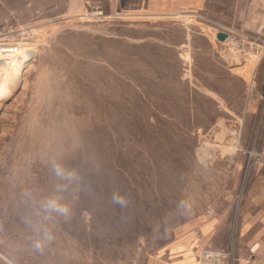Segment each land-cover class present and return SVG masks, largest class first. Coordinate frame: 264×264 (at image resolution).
Instances as JSON below:
<instances>
[{"label":"rangeland","instance_id":"374dc122","mask_svg":"<svg viewBox=\"0 0 264 264\" xmlns=\"http://www.w3.org/2000/svg\"><path fill=\"white\" fill-rule=\"evenodd\" d=\"M8 36L32 53L24 93L0 114V264H203L200 247L230 258L196 229L264 177V1L0 0ZM53 156L85 188L37 253L20 192L51 193Z\"/></svg>","mask_w":264,"mask_h":264},{"label":"clouds","instance_id":"9594fccd","mask_svg":"<svg viewBox=\"0 0 264 264\" xmlns=\"http://www.w3.org/2000/svg\"><path fill=\"white\" fill-rule=\"evenodd\" d=\"M47 166L55 179L50 194L41 195L33 189L25 188L20 192V202L24 206L21 219L31 232L30 244L33 251L43 253L55 240L54 229L60 221L68 222L73 215V205L85 188V180L80 170L68 164L61 156L50 157ZM202 167L207 162L200 161ZM128 198L119 190L112 193V203L125 207ZM177 210H187L189 204L181 199Z\"/></svg>","mask_w":264,"mask_h":264},{"label":"crops","instance_id":"0c3cea01","mask_svg":"<svg viewBox=\"0 0 264 264\" xmlns=\"http://www.w3.org/2000/svg\"><path fill=\"white\" fill-rule=\"evenodd\" d=\"M261 178L254 189L229 192L216 206L214 218L196 229L199 239L205 238L204 233L209 234L211 243L230 251V258L224 259L223 264H232L233 255L264 264V196L260 192L264 177Z\"/></svg>","mask_w":264,"mask_h":264},{"label":"bare ground","instance_id":"6f19581e","mask_svg":"<svg viewBox=\"0 0 264 264\" xmlns=\"http://www.w3.org/2000/svg\"><path fill=\"white\" fill-rule=\"evenodd\" d=\"M222 42L233 45L235 39L231 35H228ZM0 43L2 45L0 47V114L4 116L8 109L7 101L16 95L19 89L22 90V93L26 89L25 74L29 69L27 66L30 63L32 47L27 46V43L15 42L9 36L7 38L2 37ZM252 52L256 54L252 55ZM248 54L254 56L256 63H258L261 50L257 48L256 50L249 51ZM238 132L236 134L239 135ZM236 138V144L233 145V149L230 152L232 159L240 140L238 139L239 137Z\"/></svg>","mask_w":264,"mask_h":264},{"label":"built area","instance_id":"2783aa9c","mask_svg":"<svg viewBox=\"0 0 264 264\" xmlns=\"http://www.w3.org/2000/svg\"><path fill=\"white\" fill-rule=\"evenodd\" d=\"M228 35L229 34L227 33V36ZM241 41L236 42V45L240 48H243L246 46V44L251 43L249 40H247V41L241 40ZM244 43H245V45H244ZM260 83L264 87V76L262 77ZM258 84H259L258 79L256 78V75H255L251 80V84H250L251 90L256 89ZM259 97L263 101V110H264V91L259 93ZM255 155L262 158V160L264 162V142H263L261 150L259 152L255 153ZM261 194H262V196H264V184L261 187ZM213 213H214L213 209H209L207 212V214L209 216H212ZM227 254L228 253L224 248L200 247V249H199V256H200L201 260H203V264H220L221 260L223 258H225L227 256ZM241 261H243L244 264H260V263H256V262L252 261L250 258H248V259L242 258Z\"/></svg>","mask_w":264,"mask_h":264},{"label":"water","instance_id":"95a60500","mask_svg":"<svg viewBox=\"0 0 264 264\" xmlns=\"http://www.w3.org/2000/svg\"><path fill=\"white\" fill-rule=\"evenodd\" d=\"M217 37H218V39H220V40H224V39L227 37V33L224 32V31H219V32L217 33Z\"/></svg>","mask_w":264,"mask_h":264}]
</instances>
